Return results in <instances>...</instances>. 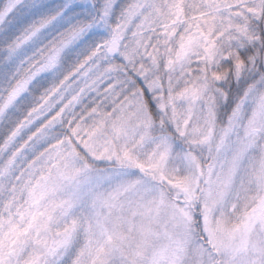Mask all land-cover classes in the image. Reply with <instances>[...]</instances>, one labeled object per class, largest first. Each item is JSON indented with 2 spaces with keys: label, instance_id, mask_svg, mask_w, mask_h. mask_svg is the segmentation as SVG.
I'll use <instances>...</instances> for the list:
<instances>
[{
  "label": "snow or ice",
  "instance_id": "6c2138e0",
  "mask_svg": "<svg viewBox=\"0 0 264 264\" xmlns=\"http://www.w3.org/2000/svg\"><path fill=\"white\" fill-rule=\"evenodd\" d=\"M201 125L228 130L203 199L264 236V0H0V264H161L108 247L93 185L137 141L153 183Z\"/></svg>",
  "mask_w": 264,
  "mask_h": 264
},
{
  "label": "rangeland",
  "instance_id": "374dc122",
  "mask_svg": "<svg viewBox=\"0 0 264 264\" xmlns=\"http://www.w3.org/2000/svg\"><path fill=\"white\" fill-rule=\"evenodd\" d=\"M177 111L182 109L178 108ZM211 128L212 125L190 128L189 131L193 133L192 143L206 141ZM102 150L100 148L97 154ZM126 150L134 161L131 164L138 168L125 167L119 178L116 177L115 171L100 173L93 187L99 198H113L109 201L111 207L107 208L102 217L103 233L108 247L121 250L125 255H148L147 240L154 233L155 217L163 197L161 181L170 186L175 185L181 190L192 191L197 184L198 164L193 154L182 145L178 151L183 158H178L177 153L170 151L161 169L155 171V181L149 183L142 177L149 171V157L158 150L144 141L129 144ZM220 163L221 161L217 160L214 166L218 173ZM141 165L144 166L142 169ZM77 172H80L79 166ZM178 207L179 210L186 209L184 206ZM255 208L256 204L251 200H242L241 208L235 213L223 206L217 210L215 206L208 204L207 224L216 251L209 245H204L202 241L195 240L194 237L190 239L186 233L181 232L185 229L184 222L187 219L182 212L174 209L178 213L174 212V215L178 216L169 220L167 227L170 233L167 239L160 240V248L152 252L150 257L158 258L161 264H233L234 260L238 264H246V250L264 236L245 227L244 221L238 217L242 213L251 215Z\"/></svg>",
  "mask_w": 264,
  "mask_h": 264
},
{
  "label": "trees",
  "instance_id": "16d2710c",
  "mask_svg": "<svg viewBox=\"0 0 264 264\" xmlns=\"http://www.w3.org/2000/svg\"><path fill=\"white\" fill-rule=\"evenodd\" d=\"M226 131L227 129H222L219 125H215L214 127L212 126L210 135L206 141L198 144L192 143L194 146H189L188 144L183 145L193 154L198 164L197 184L192 191H189L187 189L181 190L175 185L170 186L161 181L163 197L155 217L154 233L147 240L146 252H148V255L144 254L142 257H150L152 252L160 248V240L167 239L170 233L167 227L169 220H174V216H178L174 215V212L175 214H178L177 212H182L183 216H186L187 220L184 222L185 232H181L186 233V236L190 239L194 237L195 240L202 241L204 245H209L213 251H216L207 224L208 203L203 199L202 192L206 188V184L203 180H207L217 162L215 148L221 144ZM92 166L96 168H114L111 164H93ZM125 167L138 168L131 163L126 164ZM86 178L87 176L82 174L79 177V179ZM198 188L201 191H197ZM198 205H201V207H198ZM178 206H184L186 209L179 210L180 208ZM174 209L177 212L174 211ZM201 213L204 214L203 221L200 218ZM177 232L180 233L178 230Z\"/></svg>",
  "mask_w": 264,
  "mask_h": 264
}]
</instances>
